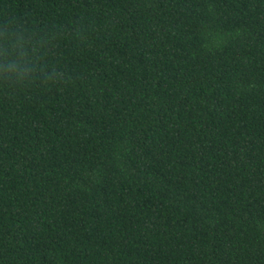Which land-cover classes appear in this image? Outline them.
Returning <instances> with one entry per match:
<instances>
[{"label": "trees", "instance_id": "obj_1", "mask_svg": "<svg viewBox=\"0 0 264 264\" xmlns=\"http://www.w3.org/2000/svg\"><path fill=\"white\" fill-rule=\"evenodd\" d=\"M48 38L0 82V264H264V0H0Z\"/></svg>", "mask_w": 264, "mask_h": 264}, {"label": "clouds", "instance_id": "obj_2", "mask_svg": "<svg viewBox=\"0 0 264 264\" xmlns=\"http://www.w3.org/2000/svg\"><path fill=\"white\" fill-rule=\"evenodd\" d=\"M48 38L11 24L0 25V82L30 85L54 81L59 73L47 61Z\"/></svg>", "mask_w": 264, "mask_h": 264}]
</instances>
